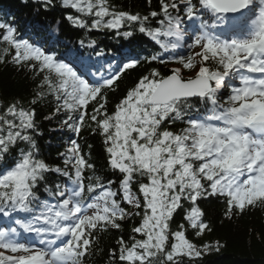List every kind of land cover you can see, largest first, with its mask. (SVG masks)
<instances>
[{"label": "snow or ice", "instance_id": "obj_1", "mask_svg": "<svg viewBox=\"0 0 264 264\" xmlns=\"http://www.w3.org/2000/svg\"><path fill=\"white\" fill-rule=\"evenodd\" d=\"M32 2L151 52L108 56L81 39L97 59H66L0 19V65L34 85L0 97V264H95L113 232L104 264H202L222 247L188 238L212 231L205 204L229 219L264 211V0ZM53 120L72 135L50 161Z\"/></svg>", "mask_w": 264, "mask_h": 264}, {"label": "trees", "instance_id": "obj_2", "mask_svg": "<svg viewBox=\"0 0 264 264\" xmlns=\"http://www.w3.org/2000/svg\"><path fill=\"white\" fill-rule=\"evenodd\" d=\"M113 2L123 10L133 12L143 11L146 7L145 0H113ZM153 4L155 5V0ZM37 9L38 5L32 0H27V2L25 0H0L2 19H10L20 31L31 28L35 34L45 37L46 40H52L57 49L69 48L68 51L76 49L97 58L92 49L81 47L79 43L81 39L85 40V44L89 39H95L98 43L97 50L103 48L105 53H110L108 56L119 53L121 49H128L133 53L139 52L141 58L151 52V49L140 52L142 45L139 39L133 42L135 45L133 48L126 39L116 37L112 32L93 31L85 36L80 30L73 29L66 22L61 21L59 8L54 11L41 9L39 12ZM41 16L46 21H42ZM103 66L104 69L109 68L107 63ZM143 72V67L128 70L125 79L130 82ZM33 87L34 85L30 79L26 78L25 73L17 72L12 65H0V97L5 100L11 97H27ZM49 111L50 109L43 110L42 115L48 114ZM41 130L44 133L40 139L42 151L50 161H55L57 153L63 150V142L67 141L72 134L59 130L58 122L55 120L43 121ZM84 135L87 136V133L85 132ZM89 142L98 145L99 138L90 139ZM222 209L223 205L214 201L205 204L203 206L206 213L204 219L210 223L212 231H206L201 238H195L191 229L187 232L188 238L197 245L216 241L222 245L218 252L213 250L205 255L202 264H264V211H249L244 215L233 216L229 219L223 217ZM127 228L128 225H125L126 230ZM124 234L127 235V231ZM117 236L118 233L113 232L110 237L102 241L105 256L97 259L95 264H104L107 250L114 245Z\"/></svg>", "mask_w": 264, "mask_h": 264}, {"label": "bare ground", "instance_id": "obj_3", "mask_svg": "<svg viewBox=\"0 0 264 264\" xmlns=\"http://www.w3.org/2000/svg\"><path fill=\"white\" fill-rule=\"evenodd\" d=\"M41 18H42V21H46V19H45L44 17L41 16ZM60 55H61V54H60Z\"/></svg>", "mask_w": 264, "mask_h": 264}]
</instances>
